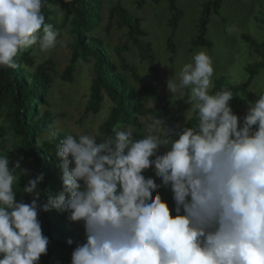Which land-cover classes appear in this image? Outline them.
Masks as SVG:
<instances>
[{
    "label": "clouds",
    "instance_id": "obj_1",
    "mask_svg": "<svg viewBox=\"0 0 264 264\" xmlns=\"http://www.w3.org/2000/svg\"><path fill=\"white\" fill-rule=\"evenodd\" d=\"M46 4L0 0V67L17 68L21 49L56 46L60 31L45 23ZM213 74L201 50L167 80L172 96L190 89L185 119L196 112L194 127L177 131L155 118L142 139L119 125L103 142L66 135L56 151L62 187L43 208V173L31 177L20 160L0 155V264H39L50 240L38 216L53 209L84 228L71 264H264V94L241 124L230 90L210 94ZM149 169L162 183L146 178ZM22 177L30 203L17 200ZM161 187L172 191L175 215Z\"/></svg>",
    "mask_w": 264,
    "mask_h": 264
},
{
    "label": "trees",
    "instance_id": "obj_2",
    "mask_svg": "<svg viewBox=\"0 0 264 264\" xmlns=\"http://www.w3.org/2000/svg\"><path fill=\"white\" fill-rule=\"evenodd\" d=\"M58 1L65 9L64 22L69 27L68 32L73 36V42L68 45L72 50L70 62L60 78L63 82L73 83L80 61L91 64L93 71L88 103L79 124H82L89 114L94 116L100 114L108 100L111 103L110 111L98 127L97 142H103L106 138L114 136L113 128L118 125L134 127L136 139L144 138L145 124L142 118L168 114L179 102L171 100L166 94L158 91L123 55L124 50L129 46L128 43L138 45L149 55L151 63L155 64L156 58L151 44L142 39L146 37V32L141 26V19L133 16L123 6V0H118V3L109 10V18L112 20L118 16L119 26L127 30L128 43L115 49L118 59L116 60L104 41L94 34L105 21L104 3L101 0ZM153 1L160 3L163 0ZM167 1L170 2L172 11L169 22L172 36L168 39L167 47L173 60L177 53L174 33L183 11L177 6L176 0ZM56 2L57 0H47V4L42 8L45 23L52 24L55 28L54 4ZM222 3L223 0H213L204 5L203 15L197 25L199 38L194 44L196 47H211L212 43L206 38L210 15L212 11L217 12ZM140 4L139 8H141ZM110 26H112L111 22L109 28ZM243 40L261 55V61L247 65L245 80L231 83L228 81L231 78L223 75L217 78L213 87L209 89L210 94L223 90H230L233 93L234 97L230 101V106L241 118V124L249 107L247 103H241L242 98L249 95L251 86L255 84L264 68V40L259 42L249 35H243ZM45 52L41 51L39 44L27 47L21 49L14 58L18 64L17 68L0 67V155L8 156L12 164L20 160L22 169H27L31 177L43 173L45 179L40 185L39 200L41 208L47 204L48 197L62 187V171L58 167L56 151L61 140L69 135L59 131L53 133L50 139L44 138L52 130L55 118L61 116L54 115L51 111L50 97L55 85L53 75L57 74V71L52 61L41 60ZM135 84L139 85V88ZM261 94H264V85L261 91L254 94L256 100ZM149 101L153 103L152 106L148 105ZM188 123L180 126L177 131L185 126L194 127L197 123L196 112H193ZM11 139H14V151L20 154L17 159H11L13 152L4 148ZM164 151L165 149L162 148L160 153ZM144 175L146 178L152 177L158 184L162 183L161 179L155 176L154 169L146 170ZM27 179L22 177L18 180L15 191H17L18 201L23 199L26 203H30L32 197L22 193ZM157 192L168 203L175 215V201L170 188L161 187ZM66 217L67 214L54 209L39 213L38 218L42 224L43 234L50 240L47 254L41 256L39 264H71L73 250L78 243L84 242L83 225L70 223Z\"/></svg>",
    "mask_w": 264,
    "mask_h": 264
},
{
    "label": "rangeland",
    "instance_id": "obj_3",
    "mask_svg": "<svg viewBox=\"0 0 264 264\" xmlns=\"http://www.w3.org/2000/svg\"><path fill=\"white\" fill-rule=\"evenodd\" d=\"M101 1L104 3L105 21L94 34L104 41L109 52L118 60L115 49L128 43L127 30L125 27L119 26L118 16L112 20L109 18V10L118 3V0ZM210 1L213 0H176V4L183 11V14L174 33L177 53L173 60H171L172 54L167 47L168 39L172 36L169 23L172 17L170 2L167 0L160 3H155L153 0L122 1L123 6L133 16L141 19V26L146 32V37L142 39L151 44L156 62L155 64L151 63L149 55L144 52L141 46L130 43H128V48L124 50V57L137 67L140 75L158 91L166 94L171 100L179 102L168 114L160 117L142 118V122L145 124V136L149 133L148 125L155 118L164 121L167 126L172 128L186 123L185 113L191 108V105L187 104L190 89H184L172 96L167 89V80L170 77L178 80L182 67L187 63H192L194 55L199 51H206L212 59L214 74L211 78L210 89L215 80L223 75L230 77L231 80L228 81L231 83L245 80L247 65L262 59L254 47L243 40V35L252 36L259 42L264 40V0H223L221 8L217 12L212 11L210 15L206 38L212 43L211 47H196L194 45L199 38L197 25L203 15L204 5ZM139 3H141V8H139ZM54 11L55 25L60 31V36L56 46L47 50L42 55L41 60L52 61L57 71V74L53 75L55 85L50 97L51 111L54 115L61 116L55 118L52 130L44 138H49L53 133L59 131L77 137L82 134L96 136L99 125L110 111L111 103L106 100L100 114L97 116L89 114L83 123L79 124L88 103L93 75L92 66L80 61L77 65L74 82L66 83L61 80L60 75L70 62L72 50L68 45L73 42V36L68 32L69 27L64 22L65 9L58 0L54 4ZM110 22L112 26L109 28ZM129 77L133 81L130 74ZM135 85L139 88V85ZM263 85L264 68L255 84L251 86L249 95L243 97L241 103L248 105L249 102L255 103L254 94L261 91ZM181 99L182 101H180ZM148 105L152 106L153 103L149 101ZM132 129L136 138L134 127ZM13 145L14 139H11L4 148L13 152L11 159H17L20 154L14 151Z\"/></svg>",
    "mask_w": 264,
    "mask_h": 264
}]
</instances>
